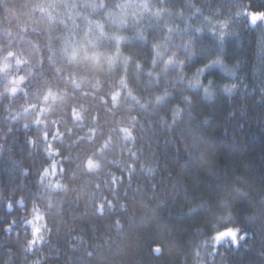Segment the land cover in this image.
<instances>
[{"label":"trees","instance_id":"obj_1","mask_svg":"<svg viewBox=\"0 0 264 264\" xmlns=\"http://www.w3.org/2000/svg\"><path fill=\"white\" fill-rule=\"evenodd\" d=\"M149 3L163 11L146 17L122 43L143 60L135 84L145 107L125 101L113 109L111 101L83 98L98 112L95 139L66 134L61 141L51 126L13 119L16 105L6 110L7 98L0 101V264H196L210 253V264H264V21L252 24L244 14V8L264 11V0ZM2 13L0 3V19ZM57 32L63 28L51 40L43 31L30 34L49 73ZM8 39L18 38L0 29V40ZM197 75L200 84H191ZM128 104L138 119L129 120ZM120 122L133 128L134 140H122ZM109 136L117 143L103 158L119 152L120 163L105 159L100 171H83L85 157ZM49 143L60 152L49 153ZM113 171L120 177L115 186ZM57 181L67 187L54 188ZM30 220L43 236L31 249ZM237 225L244 238L236 245L225 238L212 253L210 235ZM155 244L163 251H154Z\"/></svg>","mask_w":264,"mask_h":264},{"label":"clouds","instance_id":"obj_2","mask_svg":"<svg viewBox=\"0 0 264 264\" xmlns=\"http://www.w3.org/2000/svg\"><path fill=\"white\" fill-rule=\"evenodd\" d=\"M3 3V18L0 19V29L12 38H18L13 44L12 39L0 40V101H4L5 109L12 108L13 119L22 118L25 126L29 121L44 128L51 126L53 139L63 141L65 135H77V139H95L97 131L95 125L98 120V112L89 110L88 106L80 102L83 98H92L99 103L107 105L111 101V108H117L125 101H134L145 107L147 102L141 100L135 81L138 73L144 68L143 60L135 57L131 52L122 47V43L128 39L130 31L139 32L142 21L152 15H160L163 11L150 5L149 0H0ZM243 7V6H242ZM249 22L255 24L264 21V11L254 12L244 8ZM217 23L227 24L226 20ZM57 26L63 28V32H57V44L55 48L48 49L47 64L51 67V73L45 67V55L37 40H33L30 34H39L43 31L49 40ZM156 54L160 55L159 44H154ZM175 60V55L166 58L165 64ZM182 64L183 61H176ZM134 71L130 73V69ZM152 74V68L147 69ZM37 82L36 86L29 90L26 85ZM191 84L199 85L197 75ZM235 84L225 85V91L235 88ZM23 94V98L19 99ZM165 92L163 95H166ZM162 94L155 96L159 102ZM208 92L206 98H211ZM132 104L127 105L131 113L129 120L138 119L132 110ZM111 110V109H109ZM180 107L173 109V123L180 114ZM89 125V126H86ZM64 130H61V129ZM122 140H134L132 127L120 122ZM44 138L48 137V131H43ZM117 143L109 136L102 140L95 151L90 152L83 161V171L96 173L105 165V159L109 163L119 164V152L116 158H103L109 144ZM49 153H59V147L47 145ZM57 161L52 162V172H56ZM151 171V169H148ZM63 171V169H61ZM45 168L43 174H47ZM42 174V175H43ZM120 179L116 172H112V183ZM54 188L67 187L59 181ZM99 187V183L96 184ZM109 206L112 200L107 201ZM97 208L103 211L104 204L98 202ZM223 213L232 214L230 207H225ZM36 220H43V216L37 213ZM33 225V239L28 241L31 249L33 241L38 242L43 236L38 235L41 226L29 221ZM239 236L244 238L239 226L231 227ZM209 237L213 244L212 253H215L217 240L216 234ZM233 245L238 244L236 237L231 239ZM154 251H163L160 244L153 245ZM214 259L209 254V259L203 257L196 264H210ZM39 264V261H36Z\"/></svg>","mask_w":264,"mask_h":264},{"label":"snow or ice","instance_id":"obj_3","mask_svg":"<svg viewBox=\"0 0 264 264\" xmlns=\"http://www.w3.org/2000/svg\"><path fill=\"white\" fill-rule=\"evenodd\" d=\"M6 230H10V227H7ZM233 237H236V240L238 243L239 242V236L235 232V230L233 228H225L216 234L215 239L217 240V245H218L219 242L224 240L225 238L232 239ZM32 243L35 244V241H33Z\"/></svg>","mask_w":264,"mask_h":264},{"label":"rangeland","instance_id":"obj_4","mask_svg":"<svg viewBox=\"0 0 264 264\" xmlns=\"http://www.w3.org/2000/svg\"><path fill=\"white\" fill-rule=\"evenodd\" d=\"M148 18V17H147ZM176 57V56H175Z\"/></svg>","mask_w":264,"mask_h":264}]
</instances>
